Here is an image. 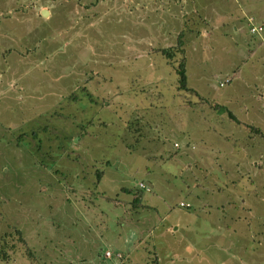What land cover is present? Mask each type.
Masks as SVG:
<instances>
[{
	"label": "rangeland",
	"instance_id": "obj_1",
	"mask_svg": "<svg viewBox=\"0 0 264 264\" xmlns=\"http://www.w3.org/2000/svg\"><path fill=\"white\" fill-rule=\"evenodd\" d=\"M235 2L234 57L208 36L184 56L186 0H0V264H264L248 141L201 161L204 106L224 114L262 77L264 53L245 54L260 47L247 20L264 22Z\"/></svg>",
	"mask_w": 264,
	"mask_h": 264
},
{
	"label": "crops",
	"instance_id": "obj_2",
	"mask_svg": "<svg viewBox=\"0 0 264 264\" xmlns=\"http://www.w3.org/2000/svg\"><path fill=\"white\" fill-rule=\"evenodd\" d=\"M188 1V16H185L186 21H190L191 27H188L187 39L183 43L184 44V56L187 54V49L195 44L196 40L201 37L209 39V42L212 41H223L225 45V49H228V55L232 53L233 55L236 53L237 49L236 44L238 42L232 41V37H234L235 33H238L239 28L242 27L241 21L239 20V15L241 12V7L235 2V0H229L235 5V12L227 10L226 8H221L217 10V7L211 9L207 0H186ZM240 0H238L239 2ZM243 9L245 10L248 17H252L255 21L264 22V0H243ZM194 14V17L190 16ZM220 15L224 17V19H220ZM197 18V19H196ZM193 20V21H192ZM197 21V22H196ZM229 23V24H228ZM247 24V23H246ZM226 29V30H223ZM248 28V25H247ZM249 34V33H248ZM250 36H253L249 34ZM229 42H226V41ZM205 43V42H204ZM213 43V42H212ZM219 43V42H218ZM260 47L256 51H252L250 49L246 50L245 58L249 61V65L254 62L255 57H259L262 55L263 50L261 45H264V42L259 40ZM220 44V43H219ZM235 45V46H234ZM234 46V47H233ZM183 48V47H182ZM212 48V47H211ZM222 48V47H220ZM209 49V47H207ZM214 49V48H212ZM193 50V47H192ZM223 51V50H222ZM199 52L197 51L192 53ZM204 52V51H201ZM236 55H234L235 57ZM264 57V55H262ZM259 60H263L264 58H260ZM261 62V61H260ZM201 64V63H200ZM260 74L262 77L260 79H256L255 76L257 72H250L252 78H254V83H259L257 85L251 86V98L245 102L242 100L243 97H236L235 100L225 101L224 105H228L227 108L224 107V114H220V111L217 110L218 107H221L219 101L212 100L209 105L204 106V114L206 118L204 134L205 137L201 138L205 141L204 147L207 149L202 154L201 161L205 165V171H212V166H221L223 163V159L221 158V150L219 148L221 141L223 140H232L233 145L231 150H229V157L234 158L237 150V143L239 140H247V147H249L250 155L246 154L247 157H252L254 169L257 171L264 170V151L262 152V148L260 150H256L260 147V141L264 142V64L260 65ZM185 70V69H184ZM262 79V80H261ZM232 80V79H231ZM231 80L226 82H231ZM187 82V78H186ZM259 85V86H258ZM220 87L223 85L220 84ZM188 90H192L195 92V89L192 87H187ZM183 92H190L181 90ZM192 93V92H190ZM196 93V92H195ZM197 98L199 95L196 93ZM199 99V98H198ZM203 99V98H202ZM233 101V102H232ZM188 103V102H187ZM200 104V103H198ZM204 104V103H203ZM192 105V104H191ZM196 105V104H195ZM205 109L206 112H205ZM231 115V117H230ZM219 141V142H218ZM219 143V145H218ZM227 161V160H226ZM234 167L231 168L232 171H237V160H230ZM210 168V169H209ZM235 206H232V211ZM105 256V255H104ZM108 258V257H105Z\"/></svg>",
	"mask_w": 264,
	"mask_h": 264
},
{
	"label": "trees",
	"instance_id": "obj_3",
	"mask_svg": "<svg viewBox=\"0 0 264 264\" xmlns=\"http://www.w3.org/2000/svg\"><path fill=\"white\" fill-rule=\"evenodd\" d=\"M164 56H166L167 58L172 57V53H170L169 51H163ZM176 73L178 76V85H179V89L180 90H187V82H186V75H185V70H184V65L179 63V66L176 69ZM231 117V115H230ZM102 173H98L97 174V180L100 179ZM129 191V190H127ZM135 200V199H134ZM136 201V200H135ZM133 201V202H135ZM1 257L5 258V256L7 255L4 251H0Z\"/></svg>",
	"mask_w": 264,
	"mask_h": 264
},
{
	"label": "built area",
	"instance_id": "obj_4",
	"mask_svg": "<svg viewBox=\"0 0 264 264\" xmlns=\"http://www.w3.org/2000/svg\"><path fill=\"white\" fill-rule=\"evenodd\" d=\"M247 22H249V34L258 36L262 42H264V27L262 26H256L254 23H252V19H248ZM143 185L139 184V188H144L142 187ZM181 206H183L181 204ZM107 256L109 257V254L107 253Z\"/></svg>",
	"mask_w": 264,
	"mask_h": 264
},
{
	"label": "water",
	"instance_id": "obj_5",
	"mask_svg": "<svg viewBox=\"0 0 264 264\" xmlns=\"http://www.w3.org/2000/svg\"><path fill=\"white\" fill-rule=\"evenodd\" d=\"M41 15H42V16H45V11H42Z\"/></svg>",
	"mask_w": 264,
	"mask_h": 264
}]
</instances>
